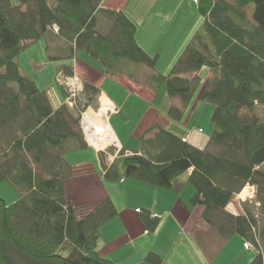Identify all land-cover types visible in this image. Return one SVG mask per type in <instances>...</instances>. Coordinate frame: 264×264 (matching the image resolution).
I'll use <instances>...</instances> for the list:
<instances>
[{"label":"trees","instance_id":"16d2710c","mask_svg":"<svg viewBox=\"0 0 264 264\" xmlns=\"http://www.w3.org/2000/svg\"><path fill=\"white\" fill-rule=\"evenodd\" d=\"M101 1L0 0V181L19 195L11 203L0 196V264H116L97 250L99 228L117 214L112 198H100L85 215L67 200L65 184L77 169L64 154L85 146L77 108L65 104L61 86L62 101L54 107L18 61L50 33L64 48L56 46L58 53L48 59L69 60L82 51L107 73L119 71L124 62L154 69L158 53L149 55L138 44L134 20L122 10L100 7ZM194 2L200 26L166 75L148 79L155 92L163 85L169 97L181 100L182 109L168 108L169 117L179 121L201 81L199 69L209 66L198 98L213 108L207 139L212 150L154 124L144 132L155 130L153 138L140 136V149L126 153L121 148L109 166L102 165L103 177H130L177 192L179 177L191 169L189 203L202 208L201 220L223 241L241 236L252 246L248 251L254 257L247 264H264V221L259 223L249 208L243 213L228 209L249 185L255 187L254 205L264 214V0ZM49 41L48 46L57 45ZM59 69L74 73L70 64ZM84 92L89 101L100 93L88 82ZM139 218L150 231L159 222L147 209ZM144 261L163 262L154 251Z\"/></svg>","mask_w":264,"mask_h":264},{"label":"crops","instance_id":"0c3cea01","mask_svg":"<svg viewBox=\"0 0 264 264\" xmlns=\"http://www.w3.org/2000/svg\"><path fill=\"white\" fill-rule=\"evenodd\" d=\"M191 1L194 2V0ZM126 3L127 0H102L100 7L122 10L126 13L128 7ZM135 25L137 27L135 37L138 42L137 34L140 26L136 23ZM102 28L103 30L106 29L104 26ZM53 37L56 36L53 35ZM58 40L60 39H57L56 44L59 48L63 49L64 42ZM77 55L78 53L72 58L74 61L73 64L61 62L59 66L63 63L72 65L73 72L82 79V82L94 84L98 88L100 92L99 97L105 96V99H107L103 102V105L105 102H110L113 105L112 111L110 110L108 113L106 111L108 116L110 112L120 113L127 106V101L131 98L137 101L138 107L141 109L138 111L140 112L138 114L139 116L134 122L130 132L125 133L122 130L116 131L110 126L112 132L110 137L105 140L104 146L107 143H116V141L117 144L113 154L106 152L107 154L103 160L105 166H109L113 162L117 152L121 148H125L126 153L140 149L141 143L139 138L141 135H144L145 140L153 138L155 130L147 131V133L144 132L148 127L154 124H159L162 127L176 131V133L182 137L189 135L187 141H191L200 148L203 147L201 143L208 144V137L204 138L201 134L204 131L201 126L195 130L193 127L189 128V125H187L189 121L180 124L174 123L175 120L171 121V119L167 118L168 108L170 106L182 109L180 99L173 97H170V101L167 99L168 101L164 103V107H166L164 111H161L158 107L153 105L155 101L154 98H156L158 92L151 89L148 77L161 74L155 68L152 69L145 65L124 62L123 67H121L119 71L107 73L103 70L102 66L90 65V62L84 58L80 60L77 59ZM58 67L55 72L58 70ZM191 75L192 73H188V76ZM107 82H110L112 85L116 83L125 89L127 94L124 98L120 99L115 94L114 96H110L109 93L102 88V85ZM50 92L51 94L47 92L46 94L49 97L54 96V102L51 100L52 105L54 107L60 106L61 102H58V99L62 100V96L59 94V90L56 91L53 89ZM186 108L183 109L184 112ZM193 110L194 109H192L191 113H193ZM189 116H191V114H189ZM169 124L172 126H168ZM86 148L93 149L86 144L84 148L80 149L84 150ZM93 151L97 156V151L94 149ZM97 159L101 174L90 159L75 162L74 164L70 163L72 166L87 165L85 166L84 172L81 170L73 176L74 178L85 180L88 183L86 187H89L88 191L91 192V194L89 193V197H86V203L79 201L78 196H74L70 193L68 187V182H70V180L66 181L65 187L68 191L67 200L76 207L78 213L81 215H85L90 211V209L93 208L92 206H94L100 198L105 196L112 198L114 206L117 209V214L99 228L100 237L97 250L102 257L112 260L116 264L143 263L145 262L144 257L149 251H154L160 255L163 260L162 264H247L254 257L251 250L248 251V249L244 248V240L238 242H227L228 240L222 241L217 246V249H214L211 244L203 245L200 242L199 237H197L194 232L197 225L203 222L200 216L202 208L200 206H192L189 203V197L193 193V188L188 186L187 177L190 175L191 169L182 173L179 177L178 183L180 188L177 192L165 189L161 190L162 188L153 189L151 185L145 183L141 184L143 183L141 181L135 183V181L132 182L122 179L119 180L118 183H120L125 195L124 193L116 195L111 184H104V179L102 177L104 172L100 165L101 161H99L98 156ZM129 188L135 191L132 195V200L126 198ZM110 190H112L115 195L111 194ZM145 195L149 197H145ZM119 196L122 198V201L117 203L115 198L119 200ZM253 200L249 201L252 202ZM89 202H91V204H87ZM92 202H95L94 205H92ZM255 206L258 208V203ZM142 209L149 210L150 216L155 215L159 220L157 226L152 231L148 230L141 218H139ZM233 237L243 239L239 235H234ZM145 264L148 263L145 262Z\"/></svg>","mask_w":264,"mask_h":264},{"label":"rangeland","instance_id":"374dc122","mask_svg":"<svg viewBox=\"0 0 264 264\" xmlns=\"http://www.w3.org/2000/svg\"><path fill=\"white\" fill-rule=\"evenodd\" d=\"M11 1L12 3L13 2L17 3V0H11ZM126 4L128 6L126 9L127 10L126 14L130 16V18H132L134 22L138 24V26H140L139 32L137 34L138 42L140 46L144 48L149 55H154L155 52L159 53L158 55L159 60L155 64L154 68L159 73L166 75V73L171 69L170 67L175 63L177 56L181 54V52L186 47L185 45L187 41L192 36L191 32L193 33L196 30V28L200 26L202 17L197 12L196 2H193L191 0H127ZM101 20L102 22H105L104 19ZM102 25H104V23ZM49 40L53 42H57L56 37H53L50 33H47V35L41 37L39 40L36 41L35 44H33L31 47L23 51L22 54L19 56L18 61L19 64L21 65L22 73L29 74L37 84L38 88L47 92L48 94L49 93L51 94L50 91H52L53 89L57 91L59 87V85L56 84L55 82V77L57 75V72H59V70L63 71L62 69H59L55 72L56 68L59 66L61 62L73 64L74 61L72 59L69 60L48 59L49 54L58 53L56 46L59 47L58 45H54V43L52 46L50 45L48 46V44L50 43ZM58 41L61 42V40ZM83 58L89 61L90 65L92 64L95 66H101L99 62L93 59L91 56H88L82 51L78 52L77 59L80 60ZM209 71H210L209 66L208 67L204 66L201 69H199V75L201 77V81L198 84L197 89L192 97V101L190 102L188 108H186L181 119H179V121L176 120L174 121L172 118L169 117V115L167 117L171 119V121H174V123L184 124V122L189 121L187 125H189V128L193 127L195 130H197V128L201 126V128L204 130L201 133L202 136H204V138H207L212 131L211 130L212 122L209 119L212 108L211 105L202 101L198 97L201 89L203 88L202 86L209 79L208 77ZM80 80L82 79L80 78ZM102 88L105 89L110 96H114L115 94L120 99H123L124 96L127 94V91L116 83L112 85L110 82H107L106 84L102 85ZM157 92L158 94L156 95V98H154L155 101L153 102V105L158 107L161 111H164L166 108L164 107V103L165 101L167 102L170 99V97L167 95L166 89L163 85L158 89ZM53 97L51 96L50 98L54 102L55 98ZM58 100H59L58 102L62 101L61 99ZM105 100H107L105 99V96L99 97V94L95 98H93L92 101L88 100V102L90 103L91 110L97 112L102 107L103 102ZM132 100L133 99L131 98L127 101L126 104L127 106L120 113L110 112L109 116L107 114L108 124L111 127H113L116 131L122 130L125 133L130 132L134 122L139 116L138 114L140 112L138 111L141 109H139L137 101L134 100L132 101ZM192 109H194L193 113H191ZM112 110H113V105H112ZM109 111L110 110H107V113ZM261 111H263L261 113L264 114V110ZM189 114H191V116H189ZM168 126H172V125L169 124ZM84 142L86 145L91 146L95 151H97L98 155L101 154L102 156L100 160L101 167L102 165L105 166L103 160L107 154L106 152L113 154L114 153L113 151L116 149V144H117L116 141V143H107L104 146V142H105L104 141L100 145H96V144L94 145V143L90 140V142L94 145L93 146L87 142L86 136H84ZM201 145H203L202 148L212 150L211 144L209 143L208 144L201 143ZM96 147L99 150H97ZM93 149L86 148L84 150L83 149L69 150L64 154V158H66V160L71 164H74L75 162L85 161L86 159H90L92 160L93 165L101 174L100 167L98 165V159ZM85 166L84 165L76 166L75 168L77 169V173L78 171L80 172L81 170L84 172L86 168ZM103 179L105 185L111 184L113 186L114 188L113 191L116 193V195L118 194L120 195V193H124L120 183H118L119 180L118 181L108 180L104 177ZM124 179L126 181H132V182L135 181V183H139L137 180H134L130 177ZM69 180L70 182H68V187L70 193L74 196H78L79 201L86 203V197H89V193L91 194V192L88 191L89 187H86L88 186L87 185L88 183L85 180H81L74 177L72 179L70 178ZM188 186L193 188L192 185L189 183ZM151 187L153 189H159L152 185ZM110 191L111 194L115 195V193H113L112 190ZM134 192L135 191H132V188H129V191L126 194V198H128V200H132L133 198L132 195ZM255 193H256L255 187L246 185V187L243 188L242 191L238 195H236V197L234 196L231 199V201L229 202L228 209L234 213L236 212L243 213V208L245 207L249 208L250 211L259 220V223L263 224L264 214L260 213L259 209L255 207L253 201L252 202L249 201L254 199ZM0 196H2L5 199L6 203H11L12 201L16 200L19 195L13 189V187L10 186L8 182L0 181ZM145 197H149V196L145 195ZM119 198H120L119 200L118 198H115L117 203L119 201H122V198L120 196ZM94 203L95 202H92V205H94ZM87 204H91V202ZM194 233H196L197 237H199V240L203 245L211 244L214 247V249H217V246L220 244V242L223 241L222 237L219 236L214 231V229H212L210 226H208L206 223L203 222L197 225ZM227 240H228L227 242H238V241H243L244 239L235 238L232 236ZM244 248L247 249L245 246ZM61 253L67 255L68 252L62 251Z\"/></svg>","mask_w":264,"mask_h":264},{"label":"built area","instance_id":"2783aa9c","mask_svg":"<svg viewBox=\"0 0 264 264\" xmlns=\"http://www.w3.org/2000/svg\"><path fill=\"white\" fill-rule=\"evenodd\" d=\"M55 82L63 88L66 94L64 100L65 104H67L69 107L77 108L82 135L86 136L87 142L93 145L89 140L90 135H88L89 128L87 121L90 116L89 111L91 107L86 98V93L84 92V83L82 80H80V77L76 73L68 75L60 70L57 72ZM187 139L188 135L182 137L183 141H187ZM96 149L99 150L97 147ZM244 246L247 249L252 248V246L250 244L248 245L247 243H244Z\"/></svg>","mask_w":264,"mask_h":264},{"label":"bare ground","instance_id":"6f19581e","mask_svg":"<svg viewBox=\"0 0 264 264\" xmlns=\"http://www.w3.org/2000/svg\"><path fill=\"white\" fill-rule=\"evenodd\" d=\"M107 110L112 111V105L110 102H105L103 107L99 111H89V118L87 121V125L89 128L88 135H90L89 139L94 143V145L102 144L105 139L110 137L111 128L107 123Z\"/></svg>","mask_w":264,"mask_h":264}]
</instances>
